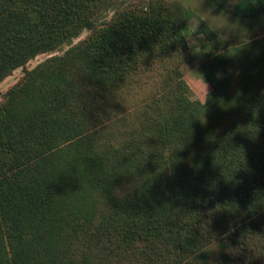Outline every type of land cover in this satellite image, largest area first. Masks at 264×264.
Returning a JSON list of instances; mask_svg holds the SVG:
<instances>
[{"label": "trees", "instance_id": "1", "mask_svg": "<svg viewBox=\"0 0 264 264\" xmlns=\"http://www.w3.org/2000/svg\"><path fill=\"white\" fill-rule=\"evenodd\" d=\"M211 1L264 15V0ZM117 2L0 0V82L92 32L0 103V264H264V39L241 94L224 51L209 55L205 102L191 100L166 69L189 12L154 0L107 20ZM138 87L153 129L124 115Z\"/></svg>", "mask_w": 264, "mask_h": 264}, {"label": "rangeland", "instance_id": "2", "mask_svg": "<svg viewBox=\"0 0 264 264\" xmlns=\"http://www.w3.org/2000/svg\"><path fill=\"white\" fill-rule=\"evenodd\" d=\"M154 0H118L116 4L109 5L105 16L107 20L121 9H129L132 7H142L148 5ZM168 3H176L189 12V34L187 37L188 47L185 49L181 57L170 62L167 61L166 69L168 73L175 76L176 85H180L186 89V95L191 100H199L205 102L208 94L212 91V83L210 79L211 70L207 67L209 55L216 52L229 51L233 54L234 64L228 71L231 75V83L229 93L241 94L244 84L243 65L244 60L253 53L259 41L264 39V15L257 18L238 17L229 9L216 5L211 0H164ZM92 32L84 30L82 34L74 38L70 43L64 45L60 50L42 53L31 59L24 67H19L0 82V103L4 101L5 94L17 83L21 82L25 71L32 70L39 64L45 62L53 56H60L67 52L71 47L88 39ZM165 67L157 65L155 70ZM153 73L156 75V71ZM227 72L223 70L216 71L218 76H223ZM157 79H163L159 74L155 76ZM136 84V83H135ZM135 95L125 97L124 109L127 110L124 115H130L128 122L130 125H140V130L150 124L154 118V110H149L147 104L151 99L148 93L139 87L136 89ZM106 111L109 107H105ZM151 116V120L149 119ZM122 117V116H120ZM147 117V118H146ZM114 119V118H113ZM108 119L104 123L106 133L112 128L117 130L120 127V120L116 118ZM146 119L148 120L146 122ZM150 120V121H149ZM129 125V126H130ZM103 126V127H104ZM153 129L152 124H150ZM135 131V130H134ZM132 130V132H134ZM131 132V133H132ZM156 146V144H154ZM157 147V146H156ZM163 162H166L163 161Z\"/></svg>", "mask_w": 264, "mask_h": 264}]
</instances>
